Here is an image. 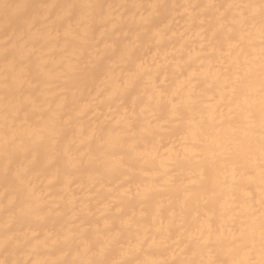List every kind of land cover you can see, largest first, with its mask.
I'll list each match as a JSON object with an SVG mask.
<instances>
[{
	"label": "bare ground",
	"instance_id": "6f19581e",
	"mask_svg": "<svg viewBox=\"0 0 264 264\" xmlns=\"http://www.w3.org/2000/svg\"><path fill=\"white\" fill-rule=\"evenodd\" d=\"M260 4L0 0V264L258 262Z\"/></svg>",
	"mask_w": 264,
	"mask_h": 264
},
{
	"label": "snow or ice",
	"instance_id": "6c2138e0",
	"mask_svg": "<svg viewBox=\"0 0 264 264\" xmlns=\"http://www.w3.org/2000/svg\"><path fill=\"white\" fill-rule=\"evenodd\" d=\"M7 7V5H5ZM260 11L262 16H264V0H261ZM262 45H264V40H262ZM262 53H264V48H262ZM262 70H264V63H262ZM8 87V85H6ZM260 127H261V165H262V181H264V77L261 79V116H260ZM262 211L260 220V260L257 261H247L246 264H264V191H262ZM63 264H79L76 261H67ZM87 264H108L105 260H94L89 261ZM183 264H188V262H183ZM195 264V262H192ZM202 264V262H201ZM213 264V262H209Z\"/></svg>",
	"mask_w": 264,
	"mask_h": 264
}]
</instances>
